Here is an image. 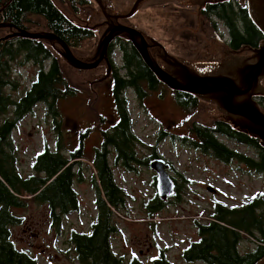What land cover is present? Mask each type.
<instances>
[{"label": "rangeland", "instance_id": "rangeland-1", "mask_svg": "<svg viewBox=\"0 0 264 264\" xmlns=\"http://www.w3.org/2000/svg\"><path fill=\"white\" fill-rule=\"evenodd\" d=\"M55 1L74 21L83 24L91 22L93 27L106 19L96 0ZM115 2L121 13L129 12L134 5V0ZM26 19L30 31H50L41 16L31 14ZM128 19L130 22L127 24L137 26L146 35L162 42L169 54L173 52L186 60L207 58L200 52L206 43L204 36L195 33L197 25L189 22V15L180 7L172 4L148 8L142 6ZM94 30L92 36L72 47L77 57L91 59L95 55L105 30L98 26ZM7 31L9 29L0 30V39L8 36ZM43 41L57 57L65 80L72 89L76 87L78 94L73 96V93L58 100L61 111L59 125L42 104L19 121L12 134L14 151L18 167L26 176L32 170L36 154L46 146L55 149L60 141L69 155V151L78 147L84 134L83 179L74 183L80 197V209L63 220L58 232L49 225L46 205L32 201L25 209L16 208L15 213L25 220L21 226L13 228V240L17 247L38 256L40 264H78L69 234L72 230L88 232L96 219V192L91 183L97 172L93 166V152L101 144V129L107 126L108 130L119 119V114L112 93L113 80L107 77L96 82L104 77L106 65L79 70L57 52L56 49L62 50L60 44L58 48L56 44L54 47L49 41ZM116 50L114 63L121 67V52ZM21 60L19 57L16 61L8 62L10 73L4 76L5 80L10 79L17 84V87L11 83L2 87V93L12 98H19L31 86L38 70L36 64L21 63ZM93 82L96 83L91 90L90 83ZM129 90L127 94L133 130L140 140L136 147L138 155L142 158L149 156L155 149L180 174L179 192L178 197L163 199L168 202L166 207L151 217L145 203L157 194L153 184L155 171L144 165H137L136 170L128 171L121 165L113 164L115 179L128 194L123 210L116 213L119 231L112 238L113 248L126 259L138 256L144 262H149L163 249L175 264H203L188 263L182 257L183 250L198 238L196 221H209L216 203L240 207L255 195L264 201V175L238 159L224 162L191 146L192 142L198 141L191 132V126L197 123L213 127L214 117L220 114L216 105L199 100L197 106L184 108L177 101L176 91L161 85L156 90H149L148 96L141 100L133 90ZM10 115L11 112L0 114V122ZM220 138L231 149L242 154L253 156L256 151L229 138ZM110 162L114 163V156L110 157ZM242 234L245 239L239 244L240 250L244 253L254 249L255 239L248 238L244 232Z\"/></svg>", "mask_w": 264, "mask_h": 264}, {"label": "trees", "instance_id": "trees-1", "mask_svg": "<svg viewBox=\"0 0 264 264\" xmlns=\"http://www.w3.org/2000/svg\"><path fill=\"white\" fill-rule=\"evenodd\" d=\"M0 9V23L10 22L20 29L29 30L26 26L28 15L41 16L49 30L71 47H76L78 42L93 35L88 29L75 26L55 0H0ZM225 11L230 14L227 10L219 12L225 17ZM238 19L239 22L235 17L234 22H226L231 34L230 46L235 49L243 46L257 47L264 36L250 19L246 7L239 10ZM12 27H1L0 30L9 29V34L14 29L19 30ZM121 44L124 47H121L124 51L121 67L126 69L127 76L121 78L116 73L112 92L119 119L107 130L106 140V133L101 129L102 141L95 148L93 157V166L97 171L91 181L96 192V219L88 232L72 230L69 242L78 264H175L163 249L149 262H144L138 256L126 259L124 255L116 253L112 244L113 236L119 231L116 213H121L128 198L127 192L115 179L113 164L134 171L137 165L149 166L151 161L161 157L155 149L149 156L142 158L138 155L136 147L140 140L133 130L127 94L131 89L141 100L149 90H155L160 82L136 48L125 40ZM19 57L22 59L21 63L36 64L38 70L31 86L19 98H12L2 93V87L9 83L17 87L15 82L5 80L4 76L10 73L8 62L16 61ZM144 81L148 82V89L143 88ZM73 93L57 57L43 40L12 37L0 41V114L11 112L9 117L0 122V264H40L38 256L17 247L13 240V228L21 226L25 220L15 213L16 208L25 209L32 201L46 205L49 225L58 232L63 220L80 209V197L74 183L83 179L82 140L79 148L69 155L60 141L55 149L46 146L36 154L32 170L26 176L18 167L12 140L17 123L31 114L39 104L45 106L48 114L58 124L60 114L57 102ZM175 94L184 108L199 104V100L190 94ZM191 132L198 139L191 146L224 162L238 159L257 173H264V148L258 139L236 132L224 122H215L213 127L194 123ZM220 137L255 148V157L251 158L231 149ZM111 156H114V163L110 162ZM155 178L153 184L156 186ZM167 203L156 194L145 203V207L149 216L154 217ZM210 215L207 222L196 221L198 238L182 252L186 262L256 264L264 257V241L255 242V248L244 253L239 248V244L245 239L243 232L248 238H264V201L260 196L256 195L240 207H226L216 203Z\"/></svg>", "mask_w": 264, "mask_h": 264}, {"label": "water", "instance_id": "water-1", "mask_svg": "<svg viewBox=\"0 0 264 264\" xmlns=\"http://www.w3.org/2000/svg\"><path fill=\"white\" fill-rule=\"evenodd\" d=\"M146 0H136L132 8L127 13L112 15L108 8L107 1L96 0L105 18L109 21L108 28L103 32L96 49L95 55L91 59L77 57L71 46L51 31L32 32L27 29H20L10 22L0 23V27L12 26L18 28L17 32L9 34L6 38L20 37L31 40H47L52 46L58 44L62 50L56 49L70 65L79 70H89L97 68L101 63H106L107 71L99 82L109 75L108 48L113 40L122 36L133 44L138 50L143 61L156 75L157 79L168 85L172 90L194 95L206 102L215 104L221 117L214 120L224 122L236 132L245 136L260 140V145L264 148V110L260 107L257 98L264 97V39L257 47H243L242 49L228 51L219 37L206 44L203 50L206 53L222 56L224 61L220 63L203 62L200 64L215 65L216 69L209 75H201L195 69L185 64L183 61L172 56L166 47L155 38L142 34L135 27L118 23L120 18H130L137 13ZM226 0H197L192 3L200 4L201 21L203 8L209 3H220ZM246 3L248 14L255 26L264 36V0H240ZM2 9H0V12ZM107 24V22H104ZM98 24L97 26H99ZM97 26L90 27L95 29ZM1 41V39H0ZM162 46V47H160ZM149 45H154L161 51V58L165 65H161L149 51ZM93 82L90 85L93 89ZM149 167L156 174V190L162 199L171 198L176 194L177 184L173 175L169 171L170 164L164 158H157L150 162ZM256 264H264V257Z\"/></svg>", "mask_w": 264, "mask_h": 264}, {"label": "flooded vegetation", "instance_id": "flooded-vegetation-1", "mask_svg": "<svg viewBox=\"0 0 264 264\" xmlns=\"http://www.w3.org/2000/svg\"><path fill=\"white\" fill-rule=\"evenodd\" d=\"M135 1L136 0H134L133 4L135 3ZM194 1H197V0H146L142 6H146L148 8V7L172 4V5H175L177 7H180L182 10L185 11L186 14L189 15V18H190L189 22H192V25H195V24L197 25V28H196L197 32H195V33H200V35H203L204 38H205L206 43L202 46V49H201L200 52H202L203 56L206 55L207 58H202V59L194 58V59H188L189 60L188 61V60L183 59L181 56H179V55H177V54H175L173 52H170V53L172 54V56H175L177 59L187 63L189 66H191L193 69H195L199 74H201V75H209L216 69L217 66H215V65H207V64H200V63L207 62V61L208 62L220 63V62L224 61V58L222 56L206 53L203 50V47L206 44L214 41L216 36L219 37V39L222 42V44L224 45V47L230 52H235V51H238V50L242 49L243 47H246V46H243L240 49H235V48L230 46L231 34H230V31H229V28L227 27L226 22H234L233 21V17H235V20L237 22H239L238 12L242 8H245V7L247 8V5H246V3H241L240 0H226L225 2H220V3H215V4H213V3L206 4V7L203 8V14L201 16V21H200L199 18H198V15L200 14V11H199L200 4L192 3ZM107 4H108V8L111 9V13H112L113 16L122 14L120 12V10L117 8L118 4H117V2H115V0H107ZM221 10H227V11L230 12V14H228V12L225 11L226 13H225V17H224V15L220 14V12H219ZM68 18L75 26H77L79 28H86V29H88V30H90L92 32L95 31L94 29L90 28V27H92L91 22H88V23L84 22L85 24H83V22H77V21H74L70 17H68ZM128 20H129L128 18H126V19L125 18H120V19L117 20V22L118 23H123V24L128 25V26L135 27L136 29L139 30V28L137 26L132 25V24H127L126 22H130ZM178 21L182 22V20H178ZM104 22H107V24H104ZM172 22H174V21H172ZM99 24H100V26H98V27H103V30L108 28V26H109L108 17H107V19H104L102 21V23H99ZM191 27H193V26H191ZM139 31H141L142 34L145 37L146 33H144L142 30H139ZM14 32H17L16 29L10 31V34H12ZM147 36H149L152 39L155 38L154 36H151L149 34ZM123 40H125L126 42H129L133 46V44L128 39H126V38H124L122 36H118V37H116L113 40V42L109 45V48H108V59H109V65H110L108 77L111 78L113 81H114V77H115L116 73L121 78L127 76L126 69L124 67H120V66H118V65H116L114 63V61H115L114 59H115V55H116L115 52L117 51L116 49L120 50V52H121V56L120 57H121L122 62H123L122 56H123V53H124V51H123L124 47H123L122 44L120 45V43H122ZM157 41H159V40H157ZM160 47H162V46H160ZM71 49H72V47H71ZM149 51L152 54V56L156 60H158V62L161 65H163V66L165 65V63L163 62L161 56H159V55H161V51H159L156 48V46L149 45ZM101 64L106 65V63H101ZM106 71H107V69H106ZM105 74H106V72H105ZM159 82H160L159 85L169 88L168 85L164 84L161 81H159ZM90 84H92V83H90ZM159 85H158V87H159ZM142 86H143V88L148 89L149 84H148L147 81H144V82H142ZM112 91H113V89H112ZM73 92H74L73 96L78 94V91L76 90V87H73ZM176 92H180V91H176ZM181 93H183V92H181ZM185 94H188V93H185ZM147 96L148 95L142 97V99H144ZM198 100H200V99H198ZM257 101H258L260 107L264 110V97L257 98ZM213 105H215V104H213ZM57 108H58V111H59V114H60L59 117H61V111L59 109V103H57ZM221 116H222V114L218 113L214 117V119L219 118ZM59 117L57 118V120H58V124L57 125H59V119H60ZM214 121L215 122H220V121H216V120H214ZM103 131H105V133H106V137H105V140H106V138H107V126L103 129ZM83 137H84V134H82V145H83ZM80 141H79V143H80ZM101 141H102V135H101ZM79 143H78V147L75 148L74 150H77L79 148V146H80ZM106 144H107V142H106ZM74 150H71V151H74ZM71 151H69V153ZM94 151H95V149H94ZM247 156H249V155H247ZM254 157H255V152H254L253 156H251V158H254ZM235 160L236 159H233L231 161H235ZM242 164H244V163H242ZM169 171L173 175V177H174V179L176 181V184H177V191H176V194L174 196L178 197V190H179L178 177L180 176V174L177 171H174V168H172L171 164H170V167H169ZM173 171H174V173H173ZM259 174L264 175V173H259ZM154 177H156V174L154 175ZM155 180H156V178H155ZM254 197H256V195ZM254 239H255L254 242H258V243H262L261 241H264V238H257L256 236H255Z\"/></svg>", "mask_w": 264, "mask_h": 264}, {"label": "bare ground", "instance_id": "bare-ground-1", "mask_svg": "<svg viewBox=\"0 0 264 264\" xmlns=\"http://www.w3.org/2000/svg\"><path fill=\"white\" fill-rule=\"evenodd\" d=\"M1 28V27H0ZM17 37V36H16ZM10 38H12V37H10ZM14 38V37H13ZM5 39V38H4ZM7 39V38H6ZM2 40V39H1ZM191 95V94H190ZM192 96H194V95H192ZM196 97V96H195ZM196 98H198V97H196ZM198 99H200V98H198ZM200 100H202V99H200ZM204 101V100H203ZM206 102V101H205ZM209 103V102H208ZM253 138V137H252ZM260 141V140H259Z\"/></svg>", "mask_w": 264, "mask_h": 264}]
</instances>
